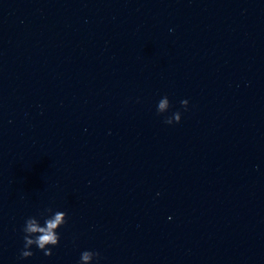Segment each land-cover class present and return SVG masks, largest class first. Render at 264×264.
<instances>
[{"label":"clouds","instance_id":"1","mask_svg":"<svg viewBox=\"0 0 264 264\" xmlns=\"http://www.w3.org/2000/svg\"><path fill=\"white\" fill-rule=\"evenodd\" d=\"M188 100H182V107L187 110ZM170 108V102L167 96L163 97L157 106V113L164 114ZM181 121V113L179 111L172 114L170 117L165 118L166 124L179 123ZM50 215L45 216L43 213L40 215L44 218V224L41 225L40 220L37 217H29L26 219L23 226V240L24 246L20 252V258L26 259L33 256V252L30 250L35 245L45 256H51L52 247H56L59 244L60 236L58 229L66 223L67 215L63 211H55L51 208L46 209ZM99 257L98 252L85 250L81 253L79 264H92L94 258Z\"/></svg>","mask_w":264,"mask_h":264}]
</instances>
